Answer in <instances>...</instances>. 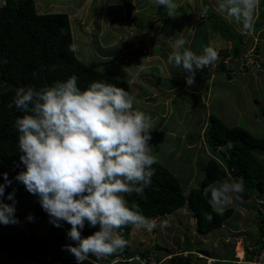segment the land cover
Listing matches in <instances>:
<instances>
[{"label":"clouds","instance_id":"9594fccd","mask_svg":"<svg viewBox=\"0 0 264 264\" xmlns=\"http://www.w3.org/2000/svg\"><path fill=\"white\" fill-rule=\"evenodd\" d=\"M150 3L164 8L168 16H176L175 0ZM260 4L261 0H216V11L247 35L254 32ZM208 12L207 7L203 9L204 15ZM185 44L182 38L175 41L167 63L184 72L186 85L191 86L196 72L217 65L220 57L212 46L197 54ZM77 80L72 75L40 90L17 88L8 107L14 105L22 113L15 127L24 170L15 179L38 197L52 225L61 227L62 221L70 225L67 236L75 243L62 249L74 256L76 264H84L90 256L98 258L94 264H112L118 254L109 259L103 256L120 252L128 244L120 229L132 225L151 231L157 227L139 204L126 199L132 193L143 196L152 182L153 165L159 163L149 143L154 125L148 114L134 108V97L125 89L102 81L81 89ZM0 175L4 178L0 183L3 197L12 181L7 173ZM244 191L242 178H227L209 184L203 195L210 197L213 211L223 214ZM18 197L21 195L13 191L8 193L7 203L0 199V224L19 223L14 214ZM27 219L31 221L33 216L29 214ZM205 219L210 221L212 216L205 214ZM85 223L98 229L82 236ZM159 227H168V222L162 220Z\"/></svg>","mask_w":264,"mask_h":264},{"label":"trees","instance_id":"16d2710c","mask_svg":"<svg viewBox=\"0 0 264 264\" xmlns=\"http://www.w3.org/2000/svg\"><path fill=\"white\" fill-rule=\"evenodd\" d=\"M34 4V0H5V5L0 7V82L1 78L17 84L22 81L24 88L33 87L40 90L75 75L81 89L86 88L91 82L102 81L129 91L126 80L96 68L102 61L85 63L76 57L66 12L37 13ZM124 4L126 17H130L132 7L128 6L127 0H124ZM206 16L215 29L222 28L223 22L217 14L209 10ZM15 92L14 88H8L0 93V174L7 173L12 181L11 186H6L4 196L0 197L4 203L10 201L7 199L10 192L14 191V194L18 193L21 197L30 194L24 185L15 179L17 173L24 170V165L19 159L18 131L15 127V120L22 113L14 105L12 108L8 107L14 99ZM254 101L258 102L255 98ZM259 108L260 114L263 115L264 111ZM202 135L211 152L205 160L204 174L197 187L190 188L185 193L179 175L159 162L153 165L155 174L151 184L145 188L143 196L132 193L126 196L129 203L135 201L139 204L143 214L148 218L171 213L182 205H187L196 216L198 231L205 234L235 214L234 208L228 206L223 214L213 211L209 203L210 197L206 198L203 195L205 187L209 184L227 178H242L245 191L240 195V201L250 198L252 193L260 198L264 190V134L254 135L240 125L226 126L212 113L208 115ZM229 144L231 147H228ZM3 179V175H0V183H3ZM255 210L258 217L262 215L259 219L262 222L264 214L260 213L258 208ZM205 214H210L212 219L210 221L205 219ZM32 216L42 219L48 215L39 202H35ZM261 222L257 224L258 232L254 241L258 250L264 248L262 241L264 225ZM61 225L55 227L49 222L47 232L42 236L37 235L35 231L19 227L15 233L0 235V256L6 254L17 263L30 260L34 264H76L74 256L62 249L63 245L75 243L67 236L70 225L63 221ZM97 229L98 226L93 228L85 223L81 235L87 236ZM120 231L128 241L122 250L124 255L126 257L136 255L129 249L131 225ZM239 247L240 245L236 246V254H239ZM157 248L168 251L159 245ZM195 251L209 254L205 249ZM119 253L117 251L108 256L112 258ZM139 255L140 258L146 259L144 251H139ZM97 259L92 256L84 264H94ZM189 261L190 259L181 260L183 263ZM196 264L206 263L200 260V263Z\"/></svg>","mask_w":264,"mask_h":264},{"label":"rangeland","instance_id":"374dc122","mask_svg":"<svg viewBox=\"0 0 264 264\" xmlns=\"http://www.w3.org/2000/svg\"><path fill=\"white\" fill-rule=\"evenodd\" d=\"M77 1H80V3H83V0H36L35 10L36 12H56V11H63L66 12L69 15H71L72 12L77 7ZM93 1V0H92ZM113 2L110 3V0H96L89 4H84V8L86 9V17L83 19H90L92 23V34L90 36L88 35H80L78 33V29L83 30V25L78 26L76 23L78 20H71L69 17V22L71 24V30H72V38H73V44H74V53L76 57H78L80 60H82L85 63L89 62H96L98 60V55L101 54H112L114 55L113 59L110 58V61L114 62L116 59L119 58V53L117 52L120 48L123 47V45L128 41V33L125 35L119 34V32L124 29L121 25L117 27L116 21L114 19H121V12L122 8L119 7L116 3ZM130 1V0H128ZM121 3V1L119 2ZM43 4V5H42ZM104 4L105 9H101ZM145 4L139 3L137 8L138 10L145 9L147 11V17L154 16V13L156 14L158 9L155 8H149L145 7ZM40 6V7H39ZM128 6L131 7V4ZM135 7V5H132ZM126 7V5H125ZM208 8V6H205V8ZM184 9V8H183ZM132 10V9H131ZM126 11V10H125ZM136 17L131 18L134 25L136 24V27L133 28H142V26L139 24H144L146 20H142V16L145 15V12L139 11ZM176 16L171 17L167 14L164 15L162 21V30H166L167 32L164 34L163 42L157 41L156 39L149 40V43H151L152 48L156 46L153 49V52L160 53L163 57V62L167 61V57L169 55L166 54V52H169V49H163V45H167L166 42L177 37L181 32L185 29V24L189 25V21L186 17H183L180 15V12L178 14L175 13ZM141 17V18H140ZM159 17H162V14L159 13ZM154 19L156 17H153ZM152 18V19H153ZM154 19L152 21H154ZM205 27L208 26L210 23V19H206L204 22ZM130 25V24H129ZM216 26V25H214ZM227 25L223 24L222 29L226 27ZM132 27V26H131ZM155 33L153 34L154 37L156 35H160V31H158L157 26ZM219 28V26H216ZM220 29V28H219ZM215 30V27L212 29ZM218 30V29H217ZM83 32V31H82ZM158 33V34H157ZM119 35L123 37L117 38ZM152 36V35H150ZM92 37V39H89ZM181 37V36H180ZM201 38V43L205 46L211 45V40L203 35L202 37H196ZM182 39L183 36H182ZM163 43V44H162ZM156 44V45H155ZM162 44V45H161ZM236 44V43H234ZM158 45H161L159 47ZM249 46L248 51L245 52L246 56H248V59L253 58L250 60L247 65H245V68H260L261 69V63L258 61L259 55L256 51V44L254 45L251 43ZM131 45L129 44L128 47ZM134 49L138 52H142L144 50V46L140 40L134 42L132 45ZM130 49V48H129ZM242 55V54H241ZM240 55V56H241ZM251 55V56H250ZM240 56L231 54L232 59L236 60L235 64L234 62H230L229 64L233 65L230 67L231 69L226 68L223 66V63L219 62L217 64V68H222L220 71L216 69L219 76L223 77V80L216 79L213 84H211V88L213 89V93H220L223 97L231 98L232 94L237 90L238 86L240 85V82H243V77L240 72L241 68V60L239 59ZM229 58V57H228ZM257 60L258 63L255 61ZM128 62V59L126 60ZM220 61V60H219ZM105 62V61H103ZM102 62V63H103ZM117 64V62H115ZM128 64V63H124ZM113 66L107 68H101L96 67L102 72H105L107 74H110L112 76L116 77L117 73V65L112 64ZM128 66V65H127ZM130 66V65H129ZM165 66V65H164ZM223 66V67H222ZM166 68L169 69V72L167 71L162 75L161 73V64H158V61H156V65L154 67H151L149 69V74L151 75V79L149 81L150 85V92L144 89V92H148V95L145 99H141V105L139 106V110L143 111L144 113L148 114L150 117H153L154 115L158 114L157 118L153 117V125L154 128L151 130V140L149 143L151 144L153 154L158 158L159 162L166 165L172 172H178L176 167H182V165L187 166L185 171L182 170V175L178 176L180 178L182 189L185 193L189 191L190 188H195L199 185L201 178L204 174V164L205 160L209 156V153L211 152L210 147L203 141V131L199 133V127L196 123H194V115L198 117L200 114H195L196 112L190 113L183 111L182 108L178 107V101L180 100L182 103L185 101H189L190 97L185 94L183 90H179V85H173L175 83L174 79V73L175 71L178 72L179 70L173 67L172 65L166 64ZM131 68H129L126 71H130ZM243 71V70H241ZM244 72V71H243ZM171 73V75H170ZM229 78H228V76ZM123 77L122 75H119L118 78ZM152 80V81H151ZM257 81V80H256ZM136 85L139 86V83L136 81H133ZM170 86H174L171 90H168ZM142 89V88H141ZM156 89H160L161 91L156 93ZM130 93V92H129ZM131 94V93H130ZM246 98V97H245ZM164 102V100H166ZM135 101H134V107H135ZM215 99H211V105L215 104ZM242 104V102H241ZM236 105H238V102L235 103L234 108H236ZM224 107V106H222ZM261 107V105H259ZM263 108V107H262ZM220 109V108H218ZM242 109L248 110L244 113H239V111L234 110L231 105L228 109V112L223 113L220 112L216 115L220 120L223 122L226 126H233V125H240L250 132L252 134L261 136L264 134V117L260 116L259 112L255 107H253L252 104L242 106ZM256 111L254 113L253 111ZM252 111V112H251ZM213 112V110H212ZM255 115H259L261 119H257ZM208 117V116H207ZM207 121V120H206ZM163 125L162 129H158L157 127L159 125ZM204 130V129H203ZM188 142V143H187ZM195 162V165H194ZM194 167L192 168V165ZM194 172V173H193ZM192 175V180H188L189 175ZM186 177V181L184 179ZM191 177V176H190ZM248 199V198H247ZM241 198L236 199L233 198L232 202L227 205L234 207L235 209H242L241 207H245V205H242L241 207L238 205L240 203ZM249 205L253 203V199H249ZM38 202V197L34 196L32 194H29L28 196L18 197L15 201V216L19 220L18 224H9L7 226L0 224V235H9L12 233H15V231L19 228H24L28 231H35L37 235L42 236L45 235L48 229L49 225V219L48 216L45 218H36L33 217V220L29 221L27 219V216L29 214H33L34 212V203ZM238 202V203H237ZM226 206V207H227ZM246 208V207H245ZM193 211L190 210V208L187 205H182L175 211L163 215H158L157 217H153L150 219H154L157 222V227L152 229L151 231L145 230L143 228L137 230L134 226L131 225L132 230L129 234V249L131 250V253L139 254V251H144L146 253V257L149 254V252H152V247L156 246V244L163 246L164 244L168 243L166 242L167 239H169L173 244L179 245L180 248H186L188 250H195L199 248H203L209 253L211 256H232L231 250V243L233 244V248L237 245H245V241H248V239H245V241H236L239 236H235L231 232L227 231L228 234H224L222 236L221 229H214L210 231V237L209 240L206 242L203 241V238L201 236H204L203 234H200L196 228V216ZM250 218L251 212L244 209L242 211L235 212L234 217L231 218V223H233V233H235V230L238 229H245L246 228V234L249 236L248 238L253 241L257 236V227L256 224L251 220L247 221V216ZM194 217V218H193ZM162 220H166L168 222V227L166 228H160L159 224ZM195 221V222H194ZM232 228V227H231ZM232 234V235H231ZM207 235H205L206 237ZM208 236V237H209ZM234 236V238H232ZM206 237V238H208ZM221 237L223 239H221ZM229 238L227 242H222V240ZM213 242H215V246L213 245ZM160 254H163L162 251H159ZM194 264L193 260L190 259L188 263H183L179 261L178 259L174 260V262L169 261V264ZM236 262V261H235ZM146 263L145 258L136 259L131 258L130 260L127 259L125 261H119L114 262L112 264H144ZM0 264H34L30 260H26L22 263H17V261L13 260L12 258H9L6 254H3L0 256ZM55 264V263H51ZM219 264H231L229 261H224ZM236 264V263H232Z\"/></svg>","mask_w":264,"mask_h":264},{"label":"crops","instance_id":"0c3cea01","mask_svg":"<svg viewBox=\"0 0 264 264\" xmlns=\"http://www.w3.org/2000/svg\"><path fill=\"white\" fill-rule=\"evenodd\" d=\"M34 1L36 5V0ZM93 1H96V0H93ZM93 1L83 0V3H80V1H77L78 3H77L76 9L74 10V12L71 13V15H69L71 20L73 19L74 21L78 20V22L76 23L78 26L83 25V30H81V33H80L79 28H77L79 37L80 35H83V34L88 35V36L92 34V31H91L92 23L90 19L84 20L83 18L86 17V9L84 8V4H89ZM120 1L121 3H119ZM111 2H113V0H110V3ZM128 2L129 4H131V7L132 5H135V7L133 6L131 10V18L136 17L137 16L136 14L139 11L145 12V15H143L142 18L140 17L142 20L143 19L146 20L144 22L145 25L139 23L142 26V28H138V29L133 28V27H136V24L134 25L130 17H126L124 0L114 1V3H116L119 7L122 8L121 19L119 20L114 19V20L116 21L117 27L119 25L124 27V29H122V31L119 32V34L125 35L126 33H128V37H127L128 41L123 45L122 48H120L117 52H115L118 54L120 51H122L119 53V58L116 59V61L114 62L110 61V58H112L111 60H114L113 53L98 55L99 57L98 60L102 62L105 61V62L101 63L97 67L107 68L106 66L108 65L109 67L113 66L112 64L117 65L116 70H117L118 75L116 74V77H119V75H122L123 77H121V79H124L128 82L129 84L128 92L131 93V95L134 97V101L136 102L134 108L139 110V106L141 105V99H145L147 96H149L148 92H144V89L145 90L148 89L149 92L151 90L149 81L152 77L149 74V69L151 67H154V65H156V61H158V64L159 63L161 64L162 75L166 73L167 71L169 72V69L166 68L167 61L163 62L164 60H163L162 55L160 53L153 52V49L156 46L152 48L151 43H149V40L156 39V37H157V41L163 42L164 34L167 31L161 29L162 27L161 20L163 19L164 15H166V10L160 7L157 13L156 14L154 13V16L147 17L146 15L147 11L145 9L138 10L137 6L139 3H142V4H145L144 5L145 7H149L151 9L152 8L157 9L158 7L153 6L150 3V0H130ZM175 2L178 4V9H177L176 14L180 12L181 16L186 17L189 21V25L185 24L184 31L181 32L177 37L175 38L169 37L168 39H172V40L167 41L166 42L167 45H163V47H161L163 43L161 45H158L159 47L165 49V51L166 49L170 48L169 52H166L167 55L172 54V52L175 50L174 49L175 41L177 39H181L182 36L184 40L186 41V44L184 47L191 48L197 54H202V50H203V47H205V45L201 43V38H198L197 40L195 38L202 37L203 35H205L211 40L210 46L214 47L218 51L219 57H220L219 62L223 63V66L225 63L230 62L229 61L230 58L232 59L231 54L233 55L237 54V56H240L241 54H242L241 56L245 55L246 54L245 52H247L249 48L247 44L250 45L251 43H253L254 45L256 44L257 46L256 51L258 52V55H259L258 61L260 60L259 62L261 63V69L260 68H250V69L244 68L245 71L241 72V75L244 78L243 82H240V85H236L238 86V88L232 94L231 98L223 97L220 93H213L214 91L210 87L211 84H213V82L216 79L223 80V77H220L217 72V70L220 71L222 68H217L216 67L217 65L209 66L203 70H198L195 74V83L191 86L186 85V82H185L186 74L184 72L175 71L174 73L175 83L173 85L175 86L181 83L179 85V90L185 91L184 93L190 97L189 101H185L183 103L179 100L178 107L182 108V110L186 112H190V113L196 112L195 114H200L198 117L194 115L195 119L193 121L199 127V133L203 131L206 125V122H207L206 121L208 118L207 116L209 114H212V113L215 114L216 111L219 114L220 112L226 113L228 112L230 105L234 110L239 111V113H244L245 111H248V110L242 109V106H245V105L247 106L249 104H252L253 107H255V109H257L259 113H260L259 105H261V108L263 107L262 110L264 111V0H261L260 7L256 12L254 32L251 34H247V35L241 33V29L239 25H237L235 22H230L223 14L216 11V7H217L216 0H175ZM205 6H208V9L210 10V12L212 13L214 12L215 14H217L221 18L223 24L227 25L224 29L220 28L218 30L215 29L213 31L212 30L213 25H211V23H209L208 26L205 27L203 22L206 19H208L207 16L203 14V9L205 8ZM101 9L102 10L105 9L104 4ZM159 13L162 14L161 18L159 17ZM153 17H156V18L154 19ZM152 18L154 19V21H152L153 20ZM69 26H70L71 36H72L70 22H69ZM155 26H157L158 31H160L159 33L161 34L159 36L156 35L154 37L153 34L155 33V30H156ZM121 35H119L117 38L123 37ZM89 39H92V37H90ZM138 40H140L144 46V50L142 52H138L136 51V49H134V47H132L134 42L136 43V41ZM129 44L131 45L130 47H128ZM182 50L183 49H180V51ZM127 59H128V62L126 61ZM93 62H89V63H93ZM115 62H117V64ZM124 63H128L127 64L128 66ZM215 67L217 68V70L216 69L214 70ZM129 68H131L130 71H126ZM133 81L138 82L139 86L136 85ZM174 86H170L168 90H171ZM156 90H157L156 93L161 91L160 89H156ZM212 98L215 99V102H216L213 105H211ZM254 98L258 102L254 101ZM166 101L167 99L164 100V102ZM236 102H238V105H236V108H234ZM253 112L256 113V111H253ZM259 115L264 117V114L263 115L259 114ZM259 115H255V117L257 119H261ZM155 116L157 118L158 114L154 115L153 117L155 118ZM153 117H151L152 120H153ZM162 127H163L162 124L159 125L157 127V130L162 129ZM191 165L193 168L195 165V162H194V165L193 164ZM186 167L187 166H184V165H182V167H176L178 172L177 173L175 172V173L181 176L182 170L185 171ZM193 173L192 175L191 173L188 174L189 175L188 180L190 181L192 180ZM184 179L186 180V177H184ZM249 199L250 198L242 200L240 201V203L238 202L237 203L240 207L242 205H245L246 208L241 207L245 209L244 210L245 212L246 210L251 212L250 218L256 224L255 226L257 227L258 226L257 224L259 222V219H258L259 217L256 214V212H253L254 203H252V205L251 204L249 205V201H248ZM243 201L244 203H241ZM234 211L237 213L238 211H242V209H236V210L234 209ZM232 217H234V214L233 216L228 218L224 223H222L220 227H217L215 229H221L222 233L220 236L224 234H228L227 231L231 232L235 236H239L237 239L235 238L236 241L238 240L245 241V239H248V241H245L246 242L244 243L245 245H243V243L241 245V248H242L241 257H239L236 254V250H235L236 246L234 247L235 249H232L234 243H231L230 251L232 252V256L222 255V256L215 257L209 254L207 255L204 253H200L198 251L188 250L186 248H180L179 245L173 244L169 239L166 240L168 245L167 244L163 245V248L167 249L168 251L162 250L164 251L163 254H160L159 251H157L158 257L164 260L168 256L179 255L176 253H185V252L190 253L191 252L192 257L194 258L197 256V254L200 257L203 256L202 259L199 257L198 263H200V260L201 261L203 260V262H205L206 264H213V263L219 264L224 261H227V263L229 261L231 264L233 262L236 264H251L249 261L252 260L253 252L247 249V245L254 244L255 239L251 241L248 238L249 236L246 234V228L245 229L237 228L235 230V233H233L232 231L234 227H233V223H231ZM250 218L247 216V221L250 220ZM131 230H132V227H131ZM196 230L198 231L197 228ZM200 234H203V233H200ZM203 235L204 236H201V237L203 238L204 242L209 240V238L211 239V237L209 236L210 235L209 232ZM205 235H207L206 237L208 236L209 237L206 238ZM232 238H234V236H232ZM221 239L223 238L221 237ZM228 240L229 238L227 237L226 239L222 240V242H227ZM213 245L215 246V242H213ZM199 249H203V248H199ZM205 255L209 256L210 261L204 257ZM190 264L192 263L190 262ZM261 264H264V254L262 255V258H261Z\"/></svg>","mask_w":264,"mask_h":264},{"label":"built area","instance_id":"2783aa9c","mask_svg":"<svg viewBox=\"0 0 264 264\" xmlns=\"http://www.w3.org/2000/svg\"><path fill=\"white\" fill-rule=\"evenodd\" d=\"M239 59L241 60V65H247L249 62H251L250 60H252L253 58H251L247 61H244V62L242 60V57H240ZM255 62L258 63L257 60ZM252 199H253L255 209L258 208L260 210V213L264 214V190L262 191V196L260 198L254 197ZM255 212H256V210H255ZM261 217H262V215H260L258 219H260ZM260 222L261 221H259V223ZM261 223L264 225V220ZM262 241L264 242V234L262 235ZM244 249H245V247H244ZM247 249L253 252L252 260L249 262L251 264H261V258H262V255L264 254V248H262L261 250H258L257 246L255 244H250V245H247ZM153 253H155V252L154 251L149 252V254L146 257V263H144V264H157L155 262V260H153ZM91 258H92V256H90L88 260H90ZM103 258L109 259L108 255L103 256ZM131 258L141 259L139 256H136V255L131 257ZM131 258H127L121 250L117 256H115L114 258L111 259V261L112 262L125 261L127 259L130 260Z\"/></svg>","mask_w":264,"mask_h":264},{"label":"bare ground","instance_id":"6f19581e","mask_svg":"<svg viewBox=\"0 0 264 264\" xmlns=\"http://www.w3.org/2000/svg\"><path fill=\"white\" fill-rule=\"evenodd\" d=\"M240 57H242V60H243V62L244 61H247V60H249L247 57H245V55H243V56H240ZM230 62H234V64H235V61L236 60H233V59H230L229 60ZM230 62H227V63H225L224 64V66L227 68L228 67V69H230V67L233 65V63L232 64H229ZM245 65H242L241 66V68H240V72H242L241 70H243V71H245V67H244ZM227 76H228V74H227ZM228 78H229V76H228ZM10 82V81H9ZM22 82V81H21ZM12 83H14V82H12ZM15 84H17V83H15ZM23 86V85H22ZM11 88V87H10ZM213 141V140H212ZM254 197H257L254 193H252L251 194V196H250V198L252 199V198H254ZM228 207H231V206H228ZM234 208V207H233ZM235 209V208H234ZM243 209V208H242ZM190 210L192 211V209L190 208ZM236 210V209H235ZM245 210V209H244ZM235 212V211H234ZM253 212H255V207H253ZM195 216V215H194ZM194 218V217H193ZM196 218V217H195ZM228 219V218H227ZM226 219V220H227ZM226 220H224V222L226 221ZM195 222V221H194ZM221 226V225H220ZM219 226V227H220ZM214 230V229H213ZM157 246L158 245H156V246H153L152 247V249L153 250H151V251H154L155 253H153V260H155V261H159V262H161V263H168L169 261H172V262H174V260H176V259H178V260H186V259H191V260H193V262H194V264H196V263H198V261H199V257L200 256H198V254H197V256L194 258V257H192V253L190 252V253H188V252H185V253H176V254H179V255H171V256H168V257H166L164 260L163 259H160L158 256H156V253H157V251H160L161 249H159V248H157ZM159 246H161V245H159ZM161 247H163V246H161ZM162 251V250H161ZM193 251H195V250H193ZM238 253L239 254H237L239 257H241L242 256V248H241V246L239 247V250H238ZM139 257H140V255H139ZM198 257V258H197ZM203 257V256H202ZM202 257H200L201 259H202ZM206 259H208L209 261H210V258H209V256H207V255H205L204 256ZM197 258V259H196ZM208 261V262H209ZM169 264V263H168Z\"/></svg>","mask_w":264,"mask_h":264},{"label":"water","instance_id":"95a60500","mask_svg":"<svg viewBox=\"0 0 264 264\" xmlns=\"http://www.w3.org/2000/svg\"><path fill=\"white\" fill-rule=\"evenodd\" d=\"M5 5V0H0V7ZM2 82H0V93L7 90L8 88H14L15 90H17V88H24L22 86V82H20L19 84H15L9 81H4V78H1ZM1 98V96H0ZM168 264V263H165ZM214 264V263H213Z\"/></svg>","mask_w":264,"mask_h":264},{"label":"flooded vegetation","instance_id":"af4514ba","mask_svg":"<svg viewBox=\"0 0 264 264\" xmlns=\"http://www.w3.org/2000/svg\"><path fill=\"white\" fill-rule=\"evenodd\" d=\"M157 264H164V263H161V262H159V261H155Z\"/></svg>","mask_w":264,"mask_h":264}]
</instances>
